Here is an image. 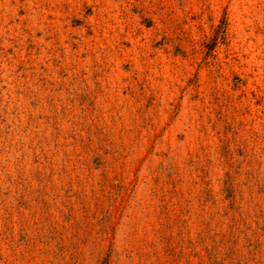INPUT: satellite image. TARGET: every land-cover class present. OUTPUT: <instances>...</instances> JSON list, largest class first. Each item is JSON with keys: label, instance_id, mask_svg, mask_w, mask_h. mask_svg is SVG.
<instances>
[{"label": "rangeland", "instance_id": "obj_1", "mask_svg": "<svg viewBox=\"0 0 264 264\" xmlns=\"http://www.w3.org/2000/svg\"><path fill=\"white\" fill-rule=\"evenodd\" d=\"M0 264H264V0H0Z\"/></svg>", "mask_w": 264, "mask_h": 264}]
</instances>
